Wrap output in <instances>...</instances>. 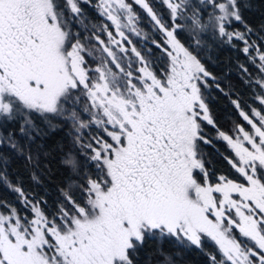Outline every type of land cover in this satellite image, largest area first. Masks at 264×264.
<instances>
[{"label": "snow or ice", "instance_id": "1", "mask_svg": "<svg viewBox=\"0 0 264 264\" xmlns=\"http://www.w3.org/2000/svg\"><path fill=\"white\" fill-rule=\"evenodd\" d=\"M161 2L167 20L149 0H0V145L22 151L6 126L32 140L39 117L68 125L83 158L66 156L79 197L62 190L55 211L0 171L19 203L0 200V264H136L152 239L195 248L208 264H264V25L250 26L239 0ZM82 4L102 22H86ZM133 5L163 36L152 41L158 68L130 39L143 31ZM207 34L243 45L256 76L240 68L260 90L249 111L232 101L247 127L218 130L226 172L200 149L204 123L214 125L202 88L215 77L191 49Z\"/></svg>", "mask_w": 264, "mask_h": 264}, {"label": "trees", "instance_id": "2", "mask_svg": "<svg viewBox=\"0 0 264 264\" xmlns=\"http://www.w3.org/2000/svg\"><path fill=\"white\" fill-rule=\"evenodd\" d=\"M128 2L131 3L132 0ZM95 3L96 0H92V4ZM149 3L167 20L166 8L161 0H149ZM239 3L241 14L250 26L258 29L259 26L264 25V0H239ZM82 7L88 17L86 22L90 21L94 24L102 22L103 18L94 7L89 4H82ZM133 8L140 16L139 27L143 31L140 37L130 34V39L147 59L153 61V67L158 68L160 52L152 41H162L163 36L156 31L150 18L138 5H133ZM101 38L107 39L103 33ZM179 38L188 46L187 33H181ZM233 43L236 44L235 48L207 34L199 48L193 45L191 49L212 77H215L214 80L208 78L207 86L202 88L214 125L204 123V134L208 143H201L200 149L209 168L217 172L228 170L229 166L224 157L230 154L226 142L218 137V130L230 133L237 123L247 127L232 101L239 100L244 111H249L250 107H259L258 103H254V95L260 90L247 82L248 76L241 70L240 65L247 67L252 77L256 76V68L240 51L243 45L239 41ZM34 119L41 132L32 140L18 132V123L6 126L5 132L7 130L15 132V138L21 145L22 151L12 149L7 144L0 145V171L6 174L13 185L22 187L31 196L43 198L47 202L46 208L55 211L59 204L64 203L62 190H69L71 186V194L79 197L76 184L80 179L65 165L66 156L72 153L81 163L83 158L78 147L73 144L68 125L56 122L57 127L49 128L39 117ZM28 155L33 157L31 161L26 158ZM33 174L39 178V183L33 180ZM0 200H6L19 207L17 194L3 182H0ZM160 250L170 256L174 264H208V258L203 252L195 248H184L177 245L174 240L167 239L148 240L136 257V264H164L165 257L160 254Z\"/></svg>", "mask_w": 264, "mask_h": 264}]
</instances>
